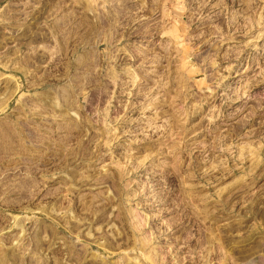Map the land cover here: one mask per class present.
I'll list each match as a JSON object with an SVG mask.
<instances>
[{"label":"rangeland","instance_id":"obj_1","mask_svg":"<svg viewBox=\"0 0 264 264\" xmlns=\"http://www.w3.org/2000/svg\"><path fill=\"white\" fill-rule=\"evenodd\" d=\"M0 264H264V0H0Z\"/></svg>","mask_w":264,"mask_h":264}]
</instances>
